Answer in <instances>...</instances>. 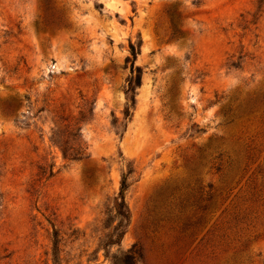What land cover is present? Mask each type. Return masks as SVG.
<instances>
[{"label": "rangeland", "instance_id": "1", "mask_svg": "<svg viewBox=\"0 0 264 264\" xmlns=\"http://www.w3.org/2000/svg\"><path fill=\"white\" fill-rule=\"evenodd\" d=\"M134 244L136 264H264V0H0V264Z\"/></svg>", "mask_w": 264, "mask_h": 264}, {"label": "trees", "instance_id": "2", "mask_svg": "<svg viewBox=\"0 0 264 264\" xmlns=\"http://www.w3.org/2000/svg\"><path fill=\"white\" fill-rule=\"evenodd\" d=\"M138 50L134 44H131V54L133 58L137 56ZM137 83H140V70H138V74L136 77ZM125 115L130 116V109L126 108L125 109ZM71 159H82L86 156H88L86 152L85 147L79 146L74 154H69ZM64 158H68V153L67 151L64 150ZM130 186V183L128 181V175L124 174L122 177L120 189L118 192V195L115 198V203H114V212H115V217L118 219V223L113 226L112 228V233L107 235L106 239V244H120L121 241L123 240V237L126 233V225L131 217V212L129 209V206L126 202V191L128 190ZM54 246H53V259L54 261L57 260V254H58V243H59V233L56 230L54 233ZM142 257V250L141 248L137 245L134 244L128 251H126L124 254H122L119 257H116L117 259L120 260L121 264H136L138 260Z\"/></svg>", "mask_w": 264, "mask_h": 264}]
</instances>
